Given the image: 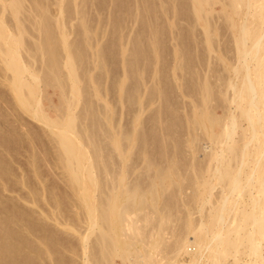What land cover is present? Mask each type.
Returning a JSON list of instances; mask_svg holds the SVG:
<instances>
[{
	"label": "bare ground",
	"instance_id": "obj_1",
	"mask_svg": "<svg viewBox=\"0 0 264 264\" xmlns=\"http://www.w3.org/2000/svg\"><path fill=\"white\" fill-rule=\"evenodd\" d=\"M25 1L0 0V264H67L65 253L74 255L75 252L73 244L63 243L62 227L72 230L74 235L81 234L82 264H109L116 258L122 264H241L246 257L250 259L248 263L245 260L246 264H264V0L228 1L234 12L248 11L244 23L238 26L234 18L228 16L232 28H237L235 47L239 63L243 61L234 68L240 85L230 83L227 87L232 94L225 99L227 104L236 107L237 116L228 114L225 119L213 116L206 107L213 91L205 82L199 88L203 106L192 119V125L197 128L194 131L203 132L210 141V177L224 183L227 194L213 205L209 220L195 222L188 214L184 225L177 230L173 225L172 203L163 207L158 203L162 197L158 187L163 186L165 179L177 176L175 158L172 157L171 166L160 169L162 173L156 177L148 175L146 185H141L143 181L140 184L138 177L126 182L129 169L136 170V166H129L127 161L133 151L141 147L136 143L146 141V136L135 129L130 133L125 129L116 133L105 130L108 133H102L103 140L89 130V117L95 114L89 108L82 116L88 128L77 127V117L71 109L84 95L79 88L81 56L74 44L67 41L60 16L51 19L48 15L47 3L29 0L31 7L26 6L29 9ZM214 3L215 0H193L195 16L206 19L207 9ZM26 14L36 18L30 25L39 34L33 48L27 41L30 33L27 22L31 19L26 18ZM248 17L253 20L249 21ZM247 18L250 24L246 23ZM257 19L261 22L254 25L252 21ZM84 28L87 30L86 25ZM205 32L210 35L211 29L207 27ZM208 37L210 46L211 35ZM61 49L65 53L63 63L59 61L61 52L58 56ZM95 53L100 66L104 60L101 45ZM35 60L47 64L49 79L62 88L65 78L61 77L59 64L67 70L66 78L71 83V96L68 93L66 98L69 112L57 119H49L43 112L42 83L43 78L46 79L34 67ZM127 62L126 70L130 71L132 63ZM134 99L132 97L131 101ZM29 114L50 128L51 144L57 152V158L52 155L54 164L60 163L71 189L81 196V205L74 203L82 206L78 215L80 227L74 220L77 216L63 214L57 187L44 182L43 129H27ZM239 120L248 124L247 129H238ZM216 123L222 128L219 134L213 129ZM14 124H18V129ZM196 140L197 135L189 146ZM146 148L139 150L146 151ZM144 161L149 173L150 157L146 156ZM198 179L207 186L203 189L209 191L214 187L213 181ZM245 194H249L250 202L239 209L240 198ZM81 226L84 232L79 230ZM168 229H174L169 240ZM92 235L94 241L90 242ZM183 256H189L190 260H181Z\"/></svg>",
	"mask_w": 264,
	"mask_h": 264
},
{
	"label": "rangeland",
	"instance_id": "obj_2",
	"mask_svg": "<svg viewBox=\"0 0 264 264\" xmlns=\"http://www.w3.org/2000/svg\"><path fill=\"white\" fill-rule=\"evenodd\" d=\"M40 1L47 3L45 5H48L46 7L50 9V11L48 9V15L52 16L51 19L60 16L63 30L67 34V41L74 44L75 51L78 50L76 52L81 56L80 60L82 62H79L78 72L82 80L79 88L81 92L83 89L84 95L79 97L78 102L71 109V113L77 117V127L83 130L90 126L89 130L91 129L90 131L97 134L98 137H103V140L105 135L103 136L102 133H106L105 130L113 133L120 132L121 129H125L126 133H130L129 131H132V129L140 130L138 131L140 133L143 132L146 136L144 142H146L147 148L143 141L138 142L139 144L144 143L142 145L136 144L142 148L144 146L147 150L142 149L141 151L139 150L141 147L139 149L137 147L133 151V155L129 157L127 164L129 166L135 165L136 170L131 172L129 169L126 182L138 177L139 183L141 184L143 181L141 185H146V181L150 176L156 177L161 170L170 167L172 157H174L177 164V176L173 175V178L165 179L161 187H165L166 190L158 187L162 196L158 202L159 206L163 207L166 203H172V209L174 210H172L174 214L173 225L176 230L184 225L188 214L192 215L195 222L209 220L212 207L221 201V197L225 196L223 194L227 193L224 189V183H219L218 180H213L210 177L211 172H208L212 163L210 162L212 157L208 155L210 154V141L203 135V132L199 131L197 134V131H194L197 128L192 125V119L195 115H198L203 106L201 102L202 94L199 95V88L205 82L210 84L213 91L209 103L206 105L213 116L215 115L221 119H225L228 114L237 116L235 113L238 112L235 109L236 107L227 104L225 99L232 94L231 89L227 87L230 83L237 87L240 85V78L235 75L234 68L241 65L243 61L241 60L239 63L235 47L237 28H232L228 16L231 15L238 26L244 23L248 11L242 9L240 12H234L229 5V0H215L213 7L207 9L209 11L207 18L199 19L193 11V0ZM25 2V7L31 5L29 0ZM57 2L60 3L59 6ZM30 7L26 8L30 9ZM60 9L62 10L61 15ZM25 17L32 20L27 22V26L30 28L27 41L30 42L29 44L33 48V42L39 39L38 32L31 27L35 17L28 14ZM248 18L246 23L250 24L248 20L251 21L252 18ZM252 22L256 25L261 20L257 19L256 22ZM85 25L87 30L84 28ZM207 27L211 29L210 46L207 44L210 35H206L205 32ZM76 45H79V47H76ZM99 45L103 48L104 56V60L101 61L103 64L101 63L100 66V63H98L100 61L95 53ZM135 45L138 48L137 46L132 47ZM62 54L65 55L61 49L58 56L59 59L61 58L59 61L63 63L65 57ZM126 62L128 64L132 63L130 71L135 72L131 73L126 70L128 69L126 68ZM43 64L40 60L34 61V67L46 79L43 78L42 83L43 112L49 119L53 120L69 112L66 98H68V93L70 95L69 85L71 83L66 78L67 70L60 67L59 62V71L62 70V72L60 71L61 77L65 78V81L63 80L65 82L64 88L49 79L51 76L47 72V64ZM136 90L138 91L136 92ZM132 97L133 99L134 97L137 98L133 101L135 103L131 101ZM88 108L95 111H93L95 113L94 117L92 118L93 115L90 116L89 121L96 123L99 120L100 122L92 123V125L88 121L89 125L87 127L82 116ZM95 117L98 119L93 120ZM14 126L17 128L18 124H14ZM247 126L248 124L241 120L238 129H247ZM27 129H43L44 159L42 173L44 182L47 186L55 185L57 187L56 190L60 198V204L62 202L63 214L72 218L77 216L78 218L74 220L78 221L75 223L77 227H80L78 226L80 221L78 215L82 211V208H80L82 206L79 207L78 204L81 205V196L71 189L70 184L67 182L65 170L59 165L60 163L56 164L59 165V168L54 164L56 163L54 160L55 157L57 158V152H55L54 145L51 144L50 128L39 122L32 114H29L27 116ZM213 129L215 133L219 134L222 128L216 123ZM170 130L173 131L170 132ZM44 133L46 134L44 135ZM196 135L198 140L195 141L193 146H189ZM240 137L238 135L237 139L239 140ZM240 142L238 143L239 147L242 146L243 141L241 144ZM175 143H180L177 144L180 147ZM176 149H179V151H176ZM146 156L150 157L152 164L149 173L145 167L144 159ZM116 157L119 156L116 155ZM246 171H249V167ZM171 172L168 173L171 174ZM198 178L213 181L212 184L214 185L212 186L214 187L209 191L205 190L207 186L204 187L201 184L202 179ZM161 190L165 191L166 194L162 195ZM201 190H203L202 193ZM95 192L97 191L94 190ZM94 195L97 196V193ZM240 199L242 201L239 200L241 202H239L238 208L243 209L248 205L247 202H250V196L245 194ZM74 203L78 204L75 206ZM241 217L243 218V216ZM79 230L84 232L85 229H82L81 226ZM71 231L62 227L64 236L61 233V237L66 242L63 243L68 246L73 244L71 246H73L75 252L74 255L66 252L64 256L67 262L66 259L65 262L67 264H82L81 256L83 257L84 250L81 248V234L77 232L74 235ZM172 231L170 229L166 231L167 239L171 238ZM70 234L73 235L71 238ZM70 240L73 242L70 243ZM92 240L94 241V235L90 236V242ZM181 260L189 261L190 257L183 256ZM243 260L241 264L248 263L247 260L250 259L246 257ZM109 264L122 263L119 258H116L114 263L109 262Z\"/></svg>",
	"mask_w": 264,
	"mask_h": 264
}]
</instances>
